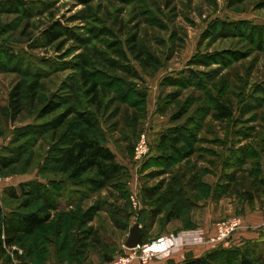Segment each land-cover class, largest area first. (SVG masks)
<instances>
[{"label":"rangeland","instance_id":"374dc122","mask_svg":"<svg viewBox=\"0 0 264 264\" xmlns=\"http://www.w3.org/2000/svg\"><path fill=\"white\" fill-rule=\"evenodd\" d=\"M5 1L0 0V105H7L17 81L4 68L17 58L26 87L33 82L40 87L34 102L25 90V112L17 122L0 112V155H22L18 164L0 172L3 211L18 210L22 203L5 197V188L61 178L53 165L60 143L35 126L72 105L93 118V136L115 153L128 177L127 194L103 190L73 206L71 189H65L50 225L9 249L0 264H107L124 254L130 228L150 208L143 189L161 184L174 188L181 216L171 221L179 227L163 234L159 231L169 225L165 213L172 206L159 216L144 244L169 251L148 264H176V259L218 248L211 241L215 227L234 217L243 220L244 228L225 247L264 244V194L251 203L240 187L224 191L230 153L252 148L244 166L252 168L259 160V138L264 139V0H96L86 6L71 0ZM57 23L64 37L46 42L43 32ZM137 51L143 52L142 61L148 58L144 66ZM84 72L101 84L96 103L87 94ZM191 72L202 79L191 81ZM169 77L185 83L173 85ZM53 100L62 107L41 117L44 105ZM216 101L233 107V120L214 115ZM145 132L150 153L137 164L135 147ZM175 132L187 148L194 147L189 159L180 161L162 142V136H177ZM97 205L103 210L82 227L83 214ZM59 217L62 223L56 221ZM89 227L100 233L102 244L89 243L80 258L72 250Z\"/></svg>","mask_w":264,"mask_h":264},{"label":"trees","instance_id":"16d2710c","mask_svg":"<svg viewBox=\"0 0 264 264\" xmlns=\"http://www.w3.org/2000/svg\"><path fill=\"white\" fill-rule=\"evenodd\" d=\"M71 1L86 6L96 0ZM13 3L9 0L5 1L4 5ZM223 27L224 25H222V29H224ZM42 35L44 40L51 44L64 37L59 23L44 31ZM135 53L137 54V61L144 66L148 62V58L142 61L143 52L137 51ZM20 60V58H17L13 65L4 68L6 73L17 76V81L9 92L7 105H0V112L6 114L13 123L17 122L25 112V90H28L30 101L34 102L40 87L39 82H33L26 87ZM84 64L88 66L87 63ZM91 76L88 72L82 74L83 83L87 87V94L92 102L96 103L102 89L101 84ZM190 78L191 81L202 79L200 75L193 72H191ZM169 80L174 82L173 85L185 83L178 78L169 77ZM140 97L146 99L145 94H140ZM62 105L54 100L50 101L42 108L41 117L54 113ZM213 110L214 115L221 121L233 120V107L226 102L216 101ZM96 127V122L93 121L91 116L77 110L73 105L55 119L41 126H35L36 129L42 131V134L48 133L53 141L60 143L55 148L53 165L56 174L60 175L61 178L51 180L48 183L31 180L4 189L5 197L22 201V203L18 210L9 212H4L0 205V261L9 249L21 245L26 238L35 236L50 225L54 219V214L61 210V204L58 201L64 197L63 191L65 189H71L70 198L73 199V202L70 206L75 203L82 204L94 194L103 190H112L120 195L127 194V168L117 161L115 153L108 146L93 136L94 132L96 133ZM36 129L31 130L36 133ZM175 133H177V136L170 134L162 136V142L168 143L169 148L180 156V161L189 159L195 153L194 147L187 148L188 144H185V141L179 138L178 132ZM247 135V138L250 137V134ZM259 140V160L255 164H251L252 168H245L244 166L248 165L249 153L253 149L249 146H242L230 153L228 159L231 164L228 166L227 163L226 167L231 169V172L224 174L228 183L224 186V191L234 185L236 191L243 190L245 199L251 203L264 194V174L262 171L264 167V139L260 137ZM21 157L22 155L20 157L0 155V172L18 164ZM168 160L172 163L173 158L170 156ZM239 187L241 190H237ZM175 193L172 186L165 189L164 184L143 189L144 199L149 202L150 208L143 221L139 222L143 228L141 244L147 242L148 233L153 229L157 219L168 206H172V210L165 213V221L169 223L180 218L181 212L176 206L175 196L177 195ZM37 203H41L40 208L28 211ZM102 210L103 205L88 209L80 220L81 226L86 227L93 223L95 215ZM60 219L61 217L57 218L56 221L62 223ZM81 234V238L76 241L78 244L76 243L77 245L72 250L73 255L80 258L85 255L89 243L97 246L102 244L100 233L95 231L93 227L84 229ZM230 241L231 239L226 244ZM226 244H221L218 248L202 256H188L178 264H264V244L248 241L242 247H225ZM12 253L16 254V251L13 250ZM112 260L113 258L109 261Z\"/></svg>","mask_w":264,"mask_h":264},{"label":"built area","instance_id":"2783aa9c","mask_svg":"<svg viewBox=\"0 0 264 264\" xmlns=\"http://www.w3.org/2000/svg\"><path fill=\"white\" fill-rule=\"evenodd\" d=\"M149 139V132H145L141 135L140 140L136 144L134 161L137 164L142 163L150 153ZM131 200H134V197H131ZM243 228V220L240 217L231 218L230 220L219 223L216 226V234L211 241L214 245L226 244L237 231ZM167 249L169 251V248H165V250H161L160 252L158 250H154L150 244H140L134 249H126L124 254L115 257L107 264H148Z\"/></svg>","mask_w":264,"mask_h":264},{"label":"water","instance_id":"95a60500","mask_svg":"<svg viewBox=\"0 0 264 264\" xmlns=\"http://www.w3.org/2000/svg\"><path fill=\"white\" fill-rule=\"evenodd\" d=\"M143 228L139 223L134 224L129 231V236L124 243L126 249H134L141 244Z\"/></svg>","mask_w":264,"mask_h":264},{"label":"crops","instance_id":"0c3cea01","mask_svg":"<svg viewBox=\"0 0 264 264\" xmlns=\"http://www.w3.org/2000/svg\"><path fill=\"white\" fill-rule=\"evenodd\" d=\"M174 222H175V221H174ZM174 222H170L169 225H168L164 230L159 231V232H162V234H163V233L169 232V231L172 230V229H177V228L179 227V224H178L177 228H175V227L173 226ZM153 233H156L155 235H158V230L155 228L154 231H153ZM214 233H216V227H215V229H214ZM177 260H179V261H177ZM174 261H175L176 264H178V263H180L182 260H181V259H176V260H174ZM152 264H155V263H152Z\"/></svg>","mask_w":264,"mask_h":264}]
</instances>
